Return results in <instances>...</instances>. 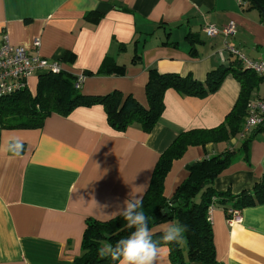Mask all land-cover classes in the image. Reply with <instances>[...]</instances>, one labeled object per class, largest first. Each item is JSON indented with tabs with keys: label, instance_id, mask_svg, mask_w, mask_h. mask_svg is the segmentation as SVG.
Returning <instances> with one entry per match:
<instances>
[{
	"label": "crops",
	"instance_id": "obj_1",
	"mask_svg": "<svg viewBox=\"0 0 264 264\" xmlns=\"http://www.w3.org/2000/svg\"><path fill=\"white\" fill-rule=\"evenodd\" d=\"M229 21L236 24L229 44L248 59L264 58V19L243 0H0V43L5 35L30 50L38 38L41 57L56 60L69 75L86 74L82 94L118 90L146 107L148 70L204 81L208 71L228 64L232 57L219 54L224 37L210 38L204 27ZM111 63L123 66L121 72L102 73ZM37 78L28 80L32 91ZM239 93L231 74L200 98L168 89L148 133L138 124L115 130L100 104L77 106L66 116L52 113L37 129L1 130L0 264H72L86 220H109L125 200L141 199L159 155L175 137L221 124ZM14 140L24 144L19 156L6 150ZM225 151L234 156L214 188L232 194L251 189L264 175L259 130L246 139L237 134L188 147L165 177V198L187 177L188 164ZM240 212L232 224L217 204L209 215L216 258L221 264H264V203ZM158 264H171L166 246H160Z\"/></svg>",
	"mask_w": 264,
	"mask_h": 264
},
{
	"label": "trees",
	"instance_id": "obj_2",
	"mask_svg": "<svg viewBox=\"0 0 264 264\" xmlns=\"http://www.w3.org/2000/svg\"><path fill=\"white\" fill-rule=\"evenodd\" d=\"M243 1L249 8L259 11V5L264 10V0ZM260 14L264 19L263 14ZM86 17L89 18L90 15L87 14ZM122 69L123 66L111 63L102 73H120ZM228 74L240 84V93L233 108L216 127L180 132L159 155L149 185L141 198V210L151 217L149 228L153 234L152 238L159 241V246L168 248L171 264H221L216 258L213 230L207 209L211 203H215L222 206L227 214L228 209L241 210L264 203V175L251 189L238 194L217 191L213 182L234 156L233 151H225L188 164L187 177L176 187L171 198H165L163 191L164 180L173 161L179 159L188 147L226 141L240 131L247 101L260 85L261 78L251 69L243 68L236 58H229L227 65L208 71L204 81H198L189 75L148 70L145 84L146 107L133 96L123 95L118 90L104 96L84 95L80 88L75 87L76 76L63 70L59 73H45L38 76L34 91L23 87L0 98V131L37 129L52 113L66 116L77 106L100 104L108 124L115 130L124 131L130 125L138 124L148 133L164 109L163 97L168 89L200 98L217 91ZM247 142L244 141L246 148ZM23 151L24 144L21 153ZM169 222L187 225L184 242L168 244L161 240L164 231H153L156 226ZM133 231L134 229L126 227V221L120 213L105 221L87 219L81 238V252L72 264H115L117 261L110 257L100 259L97 249L105 241L115 245Z\"/></svg>",
	"mask_w": 264,
	"mask_h": 264
},
{
	"label": "built area",
	"instance_id": "obj_3",
	"mask_svg": "<svg viewBox=\"0 0 264 264\" xmlns=\"http://www.w3.org/2000/svg\"><path fill=\"white\" fill-rule=\"evenodd\" d=\"M242 4V0H236ZM236 24L229 21L226 25L217 27L206 25L204 32L212 38L217 35L224 37L223 48L219 54L223 59V53L227 52L231 57L236 58L243 68L251 69L261 78L260 88H256L246 104L244 119L238 135L242 139L249 137L255 130H259L264 138V58L260 60L248 59L240 50L233 47L227 41L229 36L235 34ZM40 40H33V48L27 49L20 45L12 44L7 36L3 35L0 43V98L10 94L19 88L27 87L29 78L41 76L45 73H59L62 69L56 60H49L41 57L37 52ZM84 75L76 76L75 87L80 88L84 81ZM215 203H211L207 209L208 216L211 214ZM227 221L232 224L241 220L240 209H228Z\"/></svg>",
	"mask_w": 264,
	"mask_h": 264
},
{
	"label": "clouds",
	"instance_id": "obj_4",
	"mask_svg": "<svg viewBox=\"0 0 264 264\" xmlns=\"http://www.w3.org/2000/svg\"><path fill=\"white\" fill-rule=\"evenodd\" d=\"M7 151L19 156L23 150V143L14 140L7 145ZM142 209L140 198L127 199L124 206L119 208L120 214L126 221V227L134 229L127 237L122 238L113 245L110 242H103L97 249L100 259L110 257L118 264H158L160 256L159 241H154L149 228L150 216L146 215ZM188 231L187 225L173 222L164 231L161 240L168 244L182 243L185 240V233Z\"/></svg>",
	"mask_w": 264,
	"mask_h": 264
},
{
	"label": "water",
	"instance_id": "obj_5",
	"mask_svg": "<svg viewBox=\"0 0 264 264\" xmlns=\"http://www.w3.org/2000/svg\"><path fill=\"white\" fill-rule=\"evenodd\" d=\"M257 7H258V9H259V11L263 14V16H264V10H263V8L261 7V6H259V5H257ZM38 77V76H37Z\"/></svg>",
	"mask_w": 264,
	"mask_h": 264
},
{
	"label": "rangeland",
	"instance_id": "obj_6",
	"mask_svg": "<svg viewBox=\"0 0 264 264\" xmlns=\"http://www.w3.org/2000/svg\"><path fill=\"white\" fill-rule=\"evenodd\" d=\"M254 91H255V90H254ZM254 91H253V92H254ZM253 92H252V93H253Z\"/></svg>",
	"mask_w": 264,
	"mask_h": 264
}]
</instances>
